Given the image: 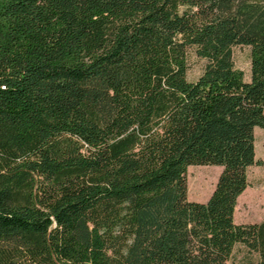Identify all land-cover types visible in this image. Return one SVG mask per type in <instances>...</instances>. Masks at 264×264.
Listing matches in <instances>:
<instances>
[{
	"label": "trees",
	"instance_id": "obj_1",
	"mask_svg": "<svg viewBox=\"0 0 264 264\" xmlns=\"http://www.w3.org/2000/svg\"><path fill=\"white\" fill-rule=\"evenodd\" d=\"M256 127L264 0H0V264H264ZM192 165L222 168L205 202Z\"/></svg>",
	"mask_w": 264,
	"mask_h": 264
},
{
	"label": "rangeland",
	"instance_id": "obj_2",
	"mask_svg": "<svg viewBox=\"0 0 264 264\" xmlns=\"http://www.w3.org/2000/svg\"><path fill=\"white\" fill-rule=\"evenodd\" d=\"M236 66L242 69L246 79L250 78V47H234ZM188 77L195 80L202 72L205 60L194 53L191 54ZM256 159L261 164H255L248 169L249 186L239 196L235 208V221L238 223L261 222L264 218V129L255 128ZM222 168L217 165H192L187 171L188 198L205 202L211 196ZM257 259L245 246L237 245L229 264H249Z\"/></svg>",
	"mask_w": 264,
	"mask_h": 264
}]
</instances>
